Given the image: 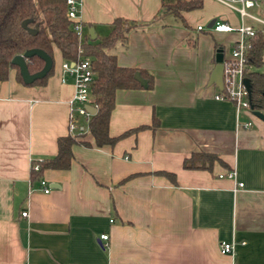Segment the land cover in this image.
Listing matches in <instances>:
<instances>
[{"label":"crops","instance_id":"1","mask_svg":"<svg viewBox=\"0 0 264 264\" xmlns=\"http://www.w3.org/2000/svg\"><path fill=\"white\" fill-rule=\"evenodd\" d=\"M250 12L262 16L259 4ZM182 16L186 26L160 0H81L88 39V28L94 40L107 34L114 17L141 22L116 44L115 61L144 70L152 85L115 90L107 134L128 132L101 146L89 133L77 137L88 144H71L67 168L41 170L46 192L30 180L29 162L52 156L67 134L73 78L55 46L42 83L23 84L8 69L0 80V264H264V120L214 98L208 83L239 34L195 28L213 18L235 27L240 18L217 0ZM198 151L218 160L183 168ZM221 241L233 243L231 254L219 252Z\"/></svg>","mask_w":264,"mask_h":264},{"label":"trees","instance_id":"2","mask_svg":"<svg viewBox=\"0 0 264 264\" xmlns=\"http://www.w3.org/2000/svg\"><path fill=\"white\" fill-rule=\"evenodd\" d=\"M200 5L201 0H160L162 12L169 14L183 26H186V23L182 12L198 8ZM140 24L141 22L133 19L114 17L107 34L97 40L88 39L83 35L78 42L72 22L65 16L64 0H0V80H4L8 69L13 67L15 77L21 81L17 67L10 64L9 59L28 48L41 49L51 58V48L55 46L61 58L70 62L75 61L79 55L87 56L93 71L89 85V102L95 106V111L87 121L88 133L94 145H111L128 132L127 130L116 136L107 134V120L113 106L115 90L150 88L152 85L151 75L144 70L121 66L115 61L116 44L124 47L127 33ZM246 41L249 44L245 50L248 68L244 75L249 82V106L264 113V28L256 27ZM78 44L81 48L80 54L77 52ZM25 63L29 72H35L41 67L42 60L33 55L27 58ZM51 68L52 65L44 76L28 84L42 83ZM134 72L144 79V84L134 79ZM76 141L88 144L69 134L58 136L55 140V153L38 160L36 170L29 167L30 180H37L44 168H67L72 158L70 146ZM214 159L218 160L213 153L191 152L188 157L183 158L181 165L183 168H208ZM161 173L174 181L173 173Z\"/></svg>","mask_w":264,"mask_h":264},{"label":"built area","instance_id":"3","mask_svg":"<svg viewBox=\"0 0 264 264\" xmlns=\"http://www.w3.org/2000/svg\"><path fill=\"white\" fill-rule=\"evenodd\" d=\"M227 7L235 10L240 18V23L232 27L227 22L219 18H213L211 24L206 27L210 31H230L238 32L239 38L230 47L227 55L221 61V86L214 94L216 99H227L231 101L237 112H243L247 116H252L251 108L248 101V93L242 83V78L245 76L244 72L248 68L246 60V48L248 42L246 38L251 36L255 31V27L250 24H244L242 18H249L256 21L259 26L264 28V18L260 15H255L250 12V9L257 6L259 0H217ZM65 16L72 22V28L75 31L78 42L81 40L83 33L81 23L78 20V12L81 0H64ZM197 30L201 29L200 25H196ZM77 52L80 54L81 48L77 45ZM61 69L72 75L73 78V93L68 100V118H67V134L75 137L82 136L88 133L87 121L92 114L87 110L86 105L95 106L89 102V85L93 77V71L90 67V60L86 56L77 57L75 61L63 60L60 64ZM249 125V121H245L243 126ZM29 167L33 170L38 168L37 161L31 160ZM225 175L232 177L233 170H227ZM38 188L43 192L48 191L49 186L42 178H37ZM241 186V182L236 183ZM26 210H21L20 215L26 216ZM99 239H105L106 234H99ZM218 250L220 253L233 252L232 242H219Z\"/></svg>","mask_w":264,"mask_h":264},{"label":"water","instance_id":"4","mask_svg":"<svg viewBox=\"0 0 264 264\" xmlns=\"http://www.w3.org/2000/svg\"><path fill=\"white\" fill-rule=\"evenodd\" d=\"M212 20L213 19L209 20L206 23V27H208L211 24ZM87 32H88L89 38L93 39V34H92L91 28H88ZM33 55L39 57L42 60V65L37 71L29 72L27 70L25 61L27 58H29ZM9 62H10V64L17 67L18 74L21 78V81L25 84L31 83L34 79H37V78L44 76L46 74V72L48 71V69L52 65V61H51V58L49 57V55H47L44 51H42L41 49H38V48H28L19 54H14L9 59ZM221 68H222L221 62L216 61L213 65V67L211 68V71H210L209 76H208V83L214 84L217 88H220V86H221V82H220ZM133 77L140 84L145 83L144 79H142L137 72H134ZM242 83L245 87L246 92L249 93V82H248V78L246 76H244L242 78ZM86 107L90 113H93L95 111V108L93 106L86 105ZM251 113H252V115L256 116L257 118L264 120V113L263 112H261L259 110L251 109Z\"/></svg>","mask_w":264,"mask_h":264},{"label":"rangeland","instance_id":"5","mask_svg":"<svg viewBox=\"0 0 264 264\" xmlns=\"http://www.w3.org/2000/svg\"><path fill=\"white\" fill-rule=\"evenodd\" d=\"M260 1V0H259ZM258 1V3H257V6H258V4H259V9H260V12H261V15H262V17L264 18V0H261L260 2ZM252 10H254V9H252ZM206 23V22H205ZM205 23H203V25H202V28L204 29V30H207V28L205 27ZM240 23V22H239ZM238 23V24H239ZM244 24H255L254 22H252L251 20H249V19H247V18H245L244 19ZM208 31V30H207ZM224 51H225V49H224ZM227 51V50H226ZM263 60H264V55H263ZM262 67H264V64H263V66Z\"/></svg>","mask_w":264,"mask_h":264}]
</instances>
